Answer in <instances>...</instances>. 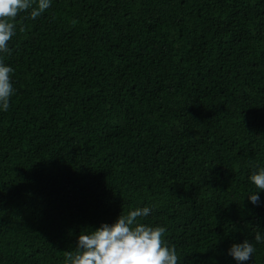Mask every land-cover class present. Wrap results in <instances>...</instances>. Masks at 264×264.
<instances>
[{"label":"trees","instance_id":"trees-1","mask_svg":"<svg viewBox=\"0 0 264 264\" xmlns=\"http://www.w3.org/2000/svg\"><path fill=\"white\" fill-rule=\"evenodd\" d=\"M15 23L0 264H63L81 231L144 206L178 264H238L245 239L244 264H264V190L247 195L264 166V0H51Z\"/></svg>","mask_w":264,"mask_h":264},{"label":"clouds","instance_id":"clouds-1","mask_svg":"<svg viewBox=\"0 0 264 264\" xmlns=\"http://www.w3.org/2000/svg\"><path fill=\"white\" fill-rule=\"evenodd\" d=\"M51 6V0H0V53H10L9 42L17 32L16 18L28 12L36 19ZM76 21H73L75 24ZM21 32L24 28L19 29ZM14 69L0 58V110L7 111L15 94L12 83ZM255 191L247 195L254 205L260 203L258 192L264 190V166L248 177ZM152 211L148 206L120 213L114 223H102L91 231H81L76 247L63 253V264H178L175 245L164 240L166 228L141 222ZM257 243L264 242L260 231L255 233ZM254 245L245 239L233 243L228 252L238 264L252 259Z\"/></svg>","mask_w":264,"mask_h":264}]
</instances>
